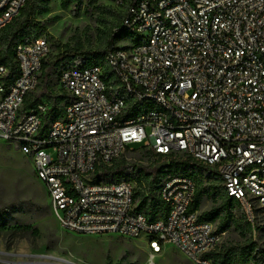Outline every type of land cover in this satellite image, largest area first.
<instances>
[{
  "label": "built area",
  "instance_id": "2783aa9c",
  "mask_svg": "<svg viewBox=\"0 0 264 264\" xmlns=\"http://www.w3.org/2000/svg\"><path fill=\"white\" fill-rule=\"evenodd\" d=\"M114 2L125 9L114 33L133 38L112 46L100 65L63 69L68 102L48 127V102L25 108L43 81L47 38L17 46L19 76L10 84L0 66V140L32 161L66 232L143 238L152 257L172 246L193 264H215L210 254L224 233L191 212V178L162 177L154 197L168 215L150 221L137 211L133 178L104 172L127 151L168 166L192 160L220 177L255 228L257 207L264 210V0ZM26 3L0 0V31Z\"/></svg>",
  "mask_w": 264,
  "mask_h": 264
},
{
  "label": "rangeland",
  "instance_id": "374dc122",
  "mask_svg": "<svg viewBox=\"0 0 264 264\" xmlns=\"http://www.w3.org/2000/svg\"><path fill=\"white\" fill-rule=\"evenodd\" d=\"M63 2L67 7H63ZM124 12L114 0H51L50 12L37 17V22L47 29L43 37L51 47L47 67L59 55L103 51ZM65 64L52 70L44 69L42 84L27 98L29 104L40 100L50 104L55 96L65 95L60 89L59 75L64 66L75 65ZM46 74L50 76L48 83ZM119 162L130 166L129 177L139 189L148 192L150 177L147 175L153 166L150 158L142 152L127 151ZM134 166H138L136 171ZM167 174L166 171L162 177ZM213 186L221 188L218 193L211 189ZM202 188L205 194L198 211L200 215L220 208L225 200L223 186L214 178L205 176ZM232 214L233 220L217 252L239 248L249 242H257L264 249V210L257 207L255 228L246 220L240 204L233 206ZM1 218L29 224L39 232L22 233L14 231L13 227L0 232V264H193L172 246L152 257L147 240L143 238L127 240L117 235L85 236L66 232L51 211L46 188L37 179L32 161L20 153L18 147L3 140H0ZM223 219L224 214L209 221L219 231ZM253 262L251 264H264V257L255 253Z\"/></svg>",
  "mask_w": 264,
  "mask_h": 264
},
{
  "label": "trees",
  "instance_id": "16d2710c",
  "mask_svg": "<svg viewBox=\"0 0 264 264\" xmlns=\"http://www.w3.org/2000/svg\"><path fill=\"white\" fill-rule=\"evenodd\" d=\"M50 3L51 0H27L25 7L21 10L20 15L14 19L12 24L7 28L0 31V66H5L9 69V84L14 81L19 76V67L16 58V49L17 46L21 43H26L29 41L37 40L43 38L46 34L47 29L40 22H37L38 16H43L50 12ZM63 7H67V3L63 2ZM122 17L120 23L116 28H121ZM114 28V30L116 29ZM111 33L110 39L107 42L106 48L103 51L89 52V53H75V54H63L56 57L55 62L47 67L45 62L44 69L52 70L54 67H61L63 65L75 64L77 68L83 69L93 65H100L103 63L104 55L107 51L114 45L118 43L133 38V36L126 30L122 29L118 33ZM32 37L33 39H30ZM68 68V66H64ZM45 80L48 83L49 74L45 75ZM68 96H55L52 98L50 105V111L44 117V126L48 127L50 122L53 120L59 119L64 116L65 109L64 106L67 104ZM25 108L29 109L35 103L29 104L26 100ZM37 103V102H36ZM63 105V106H62ZM151 161H155L156 156L152 153L147 154ZM165 158L158 157V161L154 162V165L151 168V173L147 176L150 177L149 181V191L145 192L141 188L137 190L135 201L138 204L137 211L143 213L150 221H155L158 219V216L167 217L168 208L167 206L157 197H154V190L157 188L158 184L162 179V174L167 171L171 174L185 175L186 177L191 178L194 183L198 184L197 191L195 194L194 202L191 206V212H198L201 207V202L205 194V190L202 188V182L206 176L208 179L214 178L215 180L221 182L220 177L211 172L208 168L192 161L184 162H172L166 169L159 171L157 165L164 162ZM138 166H134L135 171L138 169ZM130 166L125 162H119L117 160L113 167L107 169L104 172L105 178L115 177V178H128ZM141 170V169H140ZM133 175V174H132ZM213 189L216 193L221 189L218 186H213ZM224 190V187H223ZM225 193V190H224ZM140 202L138 203V201ZM235 204H239L236 200L231 197H228L225 193V200L220 208L213 209L208 213L201 215L202 220H216L222 214H224V219L219 227V233H224L231 221L233 220L232 208ZM11 227L14 231L17 232H30L33 231L34 234H38L37 228H32L29 224H21L11 221H7L6 218L0 219V232L8 231ZM255 253H258L260 256L264 257V249L261 248L257 242H249L239 248H230L225 249L224 251L214 252L210 254V257L215 261V264H251Z\"/></svg>",
  "mask_w": 264,
  "mask_h": 264
},
{
  "label": "water",
  "instance_id": "95a60500",
  "mask_svg": "<svg viewBox=\"0 0 264 264\" xmlns=\"http://www.w3.org/2000/svg\"><path fill=\"white\" fill-rule=\"evenodd\" d=\"M167 167H168V164H167L166 161H164V162H162V163H160V164L157 165V169H158L159 171H161V170H163V169H166Z\"/></svg>",
  "mask_w": 264,
  "mask_h": 264
}]
</instances>
